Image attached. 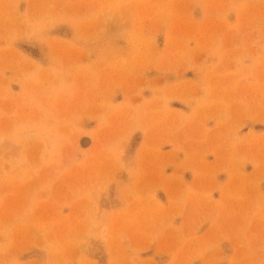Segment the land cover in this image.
Returning <instances> with one entry per match:
<instances>
[{
    "label": "rangeland",
    "instance_id": "374dc122",
    "mask_svg": "<svg viewBox=\"0 0 264 264\" xmlns=\"http://www.w3.org/2000/svg\"><path fill=\"white\" fill-rule=\"evenodd\" d=\"M261 188L264 0H0V264H264Z\"/></svg>",
    "mask_w": 264,
    "mask_h": 264
},
{
    "label": "crops",
    "instance_id": "0c3cea01",
    "mask_svg": "<svg viewBox=\"0 0 264 264\" xmlns=\"http://www.w3.org/2000/svg\"><path fill=\"white\" fill-rule=\"evenodd\" d=\"M226 174H227V175H226L224 178L227 177V179H229V177H230L229 173L227 172ZM184 176H185V180H186L185 183H186L187 185H189V184L191 183V179H190L189 177H187V175H186L185 173H184ZM216 178H217L218 183H220V184H224L225 181H226V179H225V181L223 182L224 178L221 180V175H217ZM220 180H221V181H220ZM261 190L264 191V188H261ZM218 198H219V197H218ZM218 198H217V199L214 198V202L217 201ZM218 201H220V200H218ZM217 203H218V202H215L214 205H216Z\"/></svg>",
    "mask_w": 264,
    "mask_h": 264
},
{
    "label": "bare ground",
    "instance_id": "6f19581e",
    "mask_svg": "<svg viewBox=\"0 0 264 264\" xmlns=\"http://www.w3.org/2000/svg\"><path fill=\"white\" fill-rule=\"evenodd\" d=\"M186 82V81H185ZM175 87V86H174ZM182 86H180L179 88H181ZM195 87V86H194ZM178 88V87H177ZM192 89V88H191ZM176 115V114H175ZM181 115V114H180ZM176 117V116H175ZM180 118H181V116H180ZM257 118H259V117H257ZM251 120V119H250ZM260 120V119H259ZM261 121V120H260ZM256 173V172H255Z\"/></svg>",
    "mask_w": 264,
    "mask_h": 264
}]
</instances>
